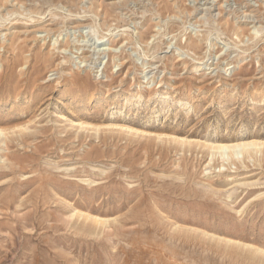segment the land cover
<instances>
[{"label":"rangeland","instance_id":"374dc122","mask_svg":"<svg viewBox=\"0 0 264 264\" xmlns=\"http://www.w3.org/2000/svg\"><path fill=\"white\" fill-rule=\"evenodd\" d=\"M0 129V264H264V0H0Z\"/></svg>","mask_w":264,"mask_h":264},{"label":"bare ground","instance_id":"6f19581e","mask_svg":"<svg viewBox=\"0 0 264 264\" xmlns=\"http://www.w3.org/2000/svg\"><path fill=\"white\" fill-rule=\"evenodd\" d=\"M210 10V9H209ZM207 11V10H205ZM205 17V15H204ZM234 31H237L235 29H233ZM203 65V63L201 64H198L197 65V68H201ZM202 69V68H201ZM18 98V97H17ZM19 103V101H18ZM18 105V104H17ZM3 134H7L5 130L3 129H0V137L3 135ZM6 136V135H5ZM234 143V142H233ZM224 144V143H223ZM261 144H259L258 142H255V141H251V142H247V143H236L234 145H231V146H228V145H222V144H219V145H213V146H210V150L213 154H219L221 157H224L226 152L227 151H231V153L234 155V156H238V153L242 152H251V151H254L257 149V147H260Z\"/></svg>","mask_w":264,"mask_h":264}]
</instances>
